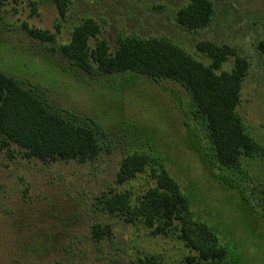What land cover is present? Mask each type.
Masks as SVG:
<instances>
[{
    "label": "rangeland",
    "instance_id": "374dc122",
    "mask_svg": "<svg viewBox=\"0 0 264 264\" xmlns=\"http://www.w3.org/2000/svg\"><path fill=\"white\" fill-rule=\"evenodd\" d=\"M190 0H70L61 18L53 0H3L0 10V70L26 88L39 86L48 101L98 122L102 151L85 162L27 158L16 144L0 149V264H185L197 253L178 229L151 234L103 207V199L128 192L132 203L156 185L152 169L124 183L117 176L124 157L148 153L162 162L191 202L197 221L213 227L231 264H264L261 189L264 158L243 156L241 167L216 162L207 129L194 121L186 91L171 81L156 83L133 73L90 75L72 65L61 47L87 18L101 26L98 39L112 51L120 37L166 38L206 65L201 41L229 45L250 63L237 112L246 130L264 146V0H212L211 24L189 30L176 12ZM27 28L55 35L31 37ZM98 39H91L94 48ZM229 57L220 71H231ZM111 228L94 238L95 226Z\"/></svg>",
    "mask_w": 264,
    "mask_h": 264
},
{
    "label": "trees",
    "instance_id": "16d2710c",
    "mask_svg": "<svg viewBox=\"0 0 264 264\" xmlns=\"http://www.w3.org/2000/svg\"><path fill=\"white\" fill-rule=\"evenodd\" d=\"M53 1L61 18L66 17L70 0ZM214 15L212 0H190L176 12V20L194 30L211 24ZM27 31L44 42L55 40V35L48 32L31 28ZM101 31L96 20L87 18L74 28L70 42L61 47V52L72 65L90 75L133 73L156 83L178 84L188 94L194 121L206 127L220 167L239 169L243 156L264 158V146L247 132L237 112L250 63L234 48L212 41L199 42L198 50L212 59L206 65L166 38L120 37L117 49L112 51L107 39H98ZM93 38L98 40L91 48L89 42ZM258 48L264 52V41ZM231 56L235 58L234 68L220 71ZM103 138V127L95 120L54 106L42 87L26 88L19 79L0 70V149L13 143L27 158L85 162L101 153ZM148 168L153 170L155 186L148 188L134 204L128 192L105 197L104 209L129 222L141 221L153 235L178 229V238L197 253L188 255L185 264H231L229 250L220 244L215 229L194 218L189 198L158 158L145 152L127 155L122 160L118 183L132 180ZM261 195L264 217V186ZM110 232L109 226L97 225L93 235L101 240ZM137 264L159 263L142 259Z\"/></svg>",
    "mask_w": 264,
    "mask_h": 264
}]
</instances>
